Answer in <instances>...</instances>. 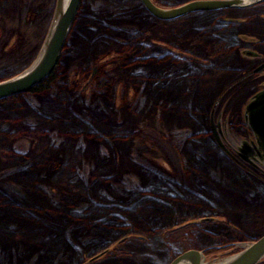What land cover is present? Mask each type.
Returning a JSON list of instances; mask_svg holds the SVG:
<instances>
[{
    "label": "trees",
    "instance_id": "16d2710c",
    "mask_svg": "<svg viewBox=\"0 0 264 264\" xmlns=\"http://www.w3.org/2000/svg\"><path fill=\"white\" fill-rule=\"evenodd\" d=\"M94 1L91 5L87 0L84 5L81 0L51 74L29 91L0 100L1 138L11 136L12 131L6 125L14 121L33 130L43 128L38 135L49 139L46 157L42 151L35 153L30 148L19 150L12 143L13 139L7 143L12 157L9 163L12 165L7 167L6 163L0 162V264H73L79 260L82 250L92 253L131 224L150 222L149 227L160 224L166 216L162 214L163 209L171 208L169 202L198 208L199 202L209 198L221 206L222 203H231L236 207L241 205L238 191L224 189V184L231 178L224 172H217L218 155L214 152L208 158H205L201 147L190 148L187 152L188 159L197 167L194 172L195 188L173 184L172 181L170 184L161 174L131 156L132 142L126 135H121L118 131L120 124L112 121L111 111L105 108V90L95 92L90 103L69 97L61 81L63 65L69 59L93 53L99 47L98 41L118 36L123 23L135 28L140 26L131 32V38L134 33H141L157 22L139 0L132 2L130 8L134 13L128 16L121 12V5L111 2V5L104 6L99 0ZM7 5H11L10 0H0V12ZM218 14L222 13L198 11L176 21L189 24L184 32L197 38L199 47L211 46L216 63L227 69L236 46L232 34L239 27L233 21L219 20ZM148 46L133 43L134 51L129 58V61H134L131 65H138V69L133 67V72L138 77L135 78L137 87L148 99L145 107L158 109L162 100L175 101L177 107L169 106L167 110L173 120L194 121L196 129L188 131L187 136L204 138L207 135L204 128L206 116L201 115V119L199 114H202V108L205 109L204 102L209 100L211 93H205L203 96L207 100L201 101L199 68L190 67L195 62L191 63L188 58L178 55L169 58L170 53L160 49L149 50ZM68 49L70 52L64 53ZM183 63H186V69L181 67ZM21 98L23 102H19ZM153 98L156 104L152 103ZM24 116L30 120L22 121ZM102 145L108 151L101 150ZM114 150L123 156L121 166L137 169L138 182L129 174H118L117 178L114 176L116 180L110 183L108 177L113 174L109 172L115 171L117 164L116 156L111 155ZM85 160L91 165L84 169L82 164ZM64 161L75 162L80 169L64 168ZM204 177L217 184L213 191L200 186ZM105 185L113 190L115 198L98 191ZM187 193L193 195L188 198L185 196ZM129 197L133 205H127ZM191 198L193 200L188 202ZM139 202H144L143 208L135 206ZM108 222H113L110 228L105 226L111 224ZM230 246L210 248L204 254L206 257L225 254ZM144 259L152 261L149 257ZM257 264H264V258Z\"/></svg>",
    "mask_w": 264,
    "mask_h": 264
},
{
    "label": "rangeland",
    "instance_id": "374dc122",
    "mask_svg": "<svg viewBox=\"0 0 264 264\" xmlns=\"http://www.w3.org/2000/svg\"><path fill=\"white\" fill-rule=\"evenodd\" d=\"M86 1L83 0L84 5ZM99 1L104 6L111 5V2L121 5V12L127 13V16L134 13L130 8L134 0ZM153 1L162 7H174L188 0ZM93 2L95 1L88 0L87 3L93 5ZM10 3L11 5H7L0 12V81L20 73L37 57L50 23L55 0H10ZM80 3L81 0L79 6ZM217 18L221 21H233L239 27L232 34L236 39V46L231 55L233 57L228 60L231 64L227 69L216 63L211 46L199 47V40L184 32L189 24L176 21L177 18L169 21L157 20L147 30L145 28L141 33H134L131 38V32L140 26L135 28L134 25L123 23L119 28L120 34L114 39L100 40L97 42L99 47L93 53L69 59L63 65L61 81L70 98H78L87 103L92 101L95 92L105 90V108L111 111L112 121L120 124L118 131L121 135H126L132 142L131 156L161 174L170 184L172 181L173 184L195 188L194 172L197 167L187 157L190 148L201 147L205 158L213 152L217 154V172H224L231 178L224 184V189L238 191L241 205L236 207L231 203H222L221 206L209 198L205 202H199L198 208L169 202L171 208L163 209L162 214L166 216L160 224L154 227H149L150 222L142 225L131 224L92 253L82 250L79 260L73 264H167L176 254L188 249L205 252L210 248L231 245L225 254L218 253L217 256L207 257V261L214 262L237 252L264 232V161L246 160L238 150L243 142L249 145L257 143L245 118V106L254 94L264 90V67L255 70L264 62V2L243 10L226 11L218 14ZM131 43L150 45L147 49H160L170 53L169 58L178 55L190 59L191 63L195 62L190 67L200 69L196 70L200 74L198 91L201 90V101L207 100L203 96L205 93H211L209 100L204 102L205 109L202 108V114H199L201 119L204 114L206 116L204 128L207 135L204 138L187 136L188 131L196 129L194 121L173 120L167 110L169 106L177 107L175 101L162 100L158 109L145 107L148 99L137 87V76L133 72L138 69V65L133 66L131 64L134 61H129L134 51ZM69 52V49L64 51ZM181 67L186 69V63L181 64ZM103 85L105 88L102 89ZM154 100L153 98L152 103L156 104ZM23 101L22 98L19 100ZM182 103L186 104L183 101ZM21 119L30 120L26 116ZM211 121L219 122L222 146L213 135ZM12 122L6 125L12 131L11 136L7 135L6 139L0 137V162L11 167L9 160L12 157L7 143L12 139V143L19 150L30 148L35 153L42 151L46 157L49 139L45 135L39 136L43 128L33 130L23 123L18 125ZM38 137L41 142H38ZM104 146L102 145L101 150L108 151ZM114 151H111V155L116 156L117 164L115 171L109 172L113 174L108 177L110 183L116 180L114 176L118 174H129L138 182L137 169L121 166L123 156ZM74 163L64 161L62 166L80 167ZM90 165V161H83L84 169ZM211 180L202 178L200 186L213 191L217 184ZM229 185H233L235 189ZM98 191L115 198L108 185L98 188ZM189 195L193 194L187 193L185 196L189 198ZM190 200L193 199L187 201ZM127 202V205L134 204L131 197ZM142 203L144 202L135 206L143 208ZM112 224L113 222L105 226L110 228ZM151 229L154 231H150ZM146 257L152 261L144 259Z\"/></svg>",
    "mask_w": 264,
    "mask_h": 264
},
{
    "label": "water",
    "instance_id": "95a60500",
    "mask_svg": "<svg viewBox=\"0 0 264 264\" xmlns=\"http://www.w3.org/2000/svg\"><path fill=\"white\" fill-rule=\"evenodd\" d=\"M79 2L80 0H55L50 23L37 57L20 73L0 81V100L29 91L51 74L65 45ZM139 2L156 20L169 21L198 11L245 9L263 3L264 0H189L174 7H162L153 0ZM263 67L264 62L255 70H261ZM245 118L264 154V90L254 94L246 104ZM211 129L216 141L222 146L219 122L211 121ZM251 145L254 146L253 143L249 145L243 142L239 152ZM263 258L264 232L237 252L214 262L207 261L203 250L188 249L176 255L167 264H257Z\"/></svg>",
    "mask_w": 264,
    "mask_h": 264
},
{
    "label": "flooded vegetation",
    "instance_id": "af4514ba",
    "mask_svg": "<svg viewBox=\"0 0 264 264\" xmlns=\"http://www.w3.org/2000/svg\"><path fill=\"white\" fill-rule=\"evenodd\" d=\"M255 57V55H254ZM220 134V133H219ZM240 150V149H238ZM243 152H240L242 154V156L246 159V160H263L264 161V154L263 152L260 150L258 144L256 143V145H251L250 147H245L243 150ZM245 152V153H244Z\"/></svg>",
    "mask_w": 264,
    "mask_h": 264
},
{
    "label": "bare ground",
    "instance_id": "6f19581e",
    "mask_svg": "<svg viewBox=\"0 0 264 264\" xmlns=\"http://www.w3.org/2000/svg\"><path fill=\"white\" fill-rule=\"evenodd\" d=\"M236 10H243V9H230V10H222V11H217L218 13H223L224 11H236Z\"/></svg>",
    "mask_w": 264,
    "mask_h": 264
}]
</instances>
